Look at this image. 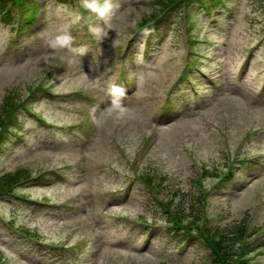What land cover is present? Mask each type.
I'll list each match as a JSON object with an SVG mask.
<instances>
[{"label":"rangeland","instance_id":"374dc122","mask_svg":"<svg viewBox=\"0 0 264 264\" xmlns=\"http://www.w3.org/2000/svg\"><path fill=\"white\" fill-rule=\"evenodd\" d=\"M115 2L119 9L107 25L85 10L89 28L101 25L107 33L103 37L83 34L77 25L80 9L64 8L53 0H48L44 29L16 46L10 38L12 26L0 21V111L6 98L19 103L29 95L30 108L47 121L78 126L69 134L58 133L20 115L26 140L0 154V176L16 170L24 171L20 173L24 176L64 168L65 177L60 183L19 188V194L57 206L32 208L0 195V214L45 241L81 244L84 253L77 264H208L206 250L188 246L179 251L169 238L157 236L159 232L146 240L145 229L131 222L163 223V204L161 209L155 207L151 194L137 182L124 197L129 180L148 173L159 178L158 201L167 203L168 213L177 209L188 217L194 215L198 226L211 219L209 225L220 228L253 227L255 242L264 244V166L255 173L241 171L238 180L217 192L211 189L216 177L198 180L199 169L221 174L230 160L235 162L234 170L246 157H259L264 164V101L256 95L264 82V0H231L233 17L221 18L215 26H208L207 17L197 10L189 20L194 55L188 54L182 18L169 22L163 41L150 46L146 55L135 46L137 58L126 74L133 89L120 102L127 112L119 120L115 109L111 113L107 109L117 99L112 86L120 79L123 43L157 9V0ZM65 32L74 37L73 48L85 49L83 55L49 47V39ZM188 56L195 62L198 58L204 70L198 95L184 90L176 108L193 102L189 112L156 127L151 116L163 107ZM242 68L245 78L238 82ZM42 83L60 94L83 89L91 101L67 104L41 97L30 103L33 86ZM97 103L108 105L101 113L93 111L89 129ZM203 190L207 194L201 195L202 201H194ZM262 248L252 264H264ZM0 257L6 264H66L10 237L1 226Z\"/></svg>","mask_w":264,"mask_h":264},{"label":"trees","instance_id":"16d2710c","mask_svg":"<svg viewBox=\"0 0 264 264\" xmlns=\"http://www.w3.org/2000/svg\"><path fill=\"white\" fill-rule=\"evenodd\" d=\"M59 4L63 6H72L74 4L73 0H57ZM201 0H157V9L153 11L150 14V19L156 20L154 25L152 26L154 31V36H160L163 30L164 22L162 20L163 16H160L164 11L169 8L172 11L171 18L177 17L180 15L182 7L184 5L193 4L196 7L200 6ZM213 2H218L222 0H210ZM11 5H13V0H11ZM7 10V9H6ZM3 11V2L0 0V13ZM169 16V17H170ZM10 21H12V11H10L7 16ZM144 24L147 22H143ZM143 24V25H144ZM16 98H6L4 100V103L2 105L1 111H0V150L5 151L7 148H4L6 145V141L10 140L11 134L8 130V124L12 123L14 121V112L17 109ZM13 101V102H12ZM24 171H18L16 170L13 173L4 174L0 176V193L1 195L4 194L7 189L12 186L13 184L21 181L22 179L28 178V174L24 176H20V173ZM20 176V177H18ZM239 175H235L232 171L220 182L219 186L217 187L218 190L221 188L227 186L228 184H231L234 182L236 178H238ZM151 175L146 173V179L150 181ZM201 196V195H200ZM199 196V197H200ZM198 199V196H197ZM201 199V197H200ZM150 204V202H147ZM178 218L183 216L182 213L177 215ZM198 220L196 219V227H198ZM195 225V221H189L187 226L188 228H191ZM186 226V227H187ZM246 227L243 225L237 226L235 229H230L229 231H224L220 227H208L206 229V236H204V239L206 240V245L210 249L211 253L208 258V264H231L233 261H235L238 257H243V259L250 253L254 252L257 249H260L263 247L264 244H251V242H245L244 238L248 236V231H245ZM172 236L177 237L178 241L181 242L184 239L183 236H179V231L177 228L171 231ZM255 230H252V233H254ZM199 244H202L201 241L197 243V246ZM239 264H251V261L248 260H242Z\"/></svg>","mask_w":264,"mask_h":264},{"label":"clouds","instance_id":"9594fccd","mask_svg":"<svg viewBox=\"0 0 264 264\" xmlns=\"http://www.w3.org/2000/svg\"><path fill=\"white\" fill-rule=\"evenodd\" d=\"M82 6L92 13H95L101 20L104 21L105 25L108 24L116 10L119 9V3L115 2V0H102V2L101 0H82ZM89 31L92 32L94 36L103 37L107 35L105 28L99 24L90 26ZM142 34L146 36L149 35L150 32L148 29H145ZM73 42L74 37H72L70 33L65 32L49 39L48 44L52 49H68L69 51L78 52L80 55H83L85 49L83 47L78 49L73 48ZM112 94L118 97L126 95L123 88L115 85L112 86ZM114 109L117 112L115 117L117 120L121 119L127 112V109L122 107L120 101L117 99H113L112 105L107 109V111L111 113ZM93 111H95V109H93Z\"/></svg>","mask_w":264,"mask_h":264}]
</instances>
